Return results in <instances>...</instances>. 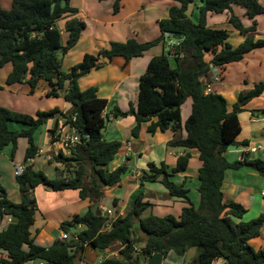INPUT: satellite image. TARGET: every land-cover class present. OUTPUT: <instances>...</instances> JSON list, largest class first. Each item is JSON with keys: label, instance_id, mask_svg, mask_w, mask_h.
Instances as JSON below:
<instances>
[{"label": "trees", "instance_id": "16d2710c", "mask_svg": "<svg viewBox=\"0 0 264 264\" xmlns=\"http://www.w3.org/2000/svg\"><path fill=\"white\" fill-rule=\"evenodd\" d=\"M103 1V0H100ZM118 1L114 11L119 10ZM180 7L169 11V19L159 22L162 34L180 35L181 40L175 50V66L170 54H162L151 59L146 73L139 83L138 112L128 113L115 107L111 114L115 118L134 115L137 126L132 131L138 137L143 122L156 118L148 132H165L168 129H182V106L192 100V113L185 123L187 137L172 144L173 147L198 150L202 163L199 169L201 202L199 208L190 204L187 191L170 180L168 166L149 164L148 171L140 177V184L159 182L172 197L183 198L189 206L182 209L179 218L174 216H144L151 206L144 202L140 192L128 213L115 220L112 229L101 232L106 218L97 216L105 187L117 186L126 175L128 168L119 167L114 171L106 169L118 154L121 143L106 142L103 131L106 119L103 113L108 102L97 95L96 88L80 90L78 80L100 68L101 60L112 61L122 57L126 62L142 57L146 51L160 43L163 38L152 43H139L130 39L126 43H112L109 50L97 56L85 55L83 61L72 67L69 73L61 70L62 59L79 41L85 23L72 19L66 24L69 39L64 46L62 33L57 23L67 14L76 13L70 7V0H13L9 11L0 6V69L12 64L6 85L27 82L34 93L39 82L51 86L48 97L63 98L73 107L72 114L65 116L66 124L75 129L81 144L70 157L62 154L57 158L67 167L74 166L69 175L49 179L43 172L36 171L29 164L37 153L34 134L57 110L39 112L36 117L16 113L0 107V152L12 145L13 152L20 137H27L29 147L25 155L24 173L17 177L22 197L21 203H13L0 183V221L10 217L13 222L0 230V251L5 252L0 264H26L46 261L50 264H77L86 248L107 250L119 243L124 248L119 260H107L104 264H147L154 254H162L164 259L174 252L185 256L197 249L198 256L191 264H264V247H253L251 241L262 237L264 215L255 220L244 221L247 210L240 204L224 201L222 185L227 170H238L249 164L264 175V160L236 161L230 163L224 153L236 146L241 131L238 114L241 107L264 93V84L255 85L244 95H240L232 112H228L227 102L222 95L203 89V80L210 74L211 65L223 67L238 62L243 57L264 46V40L247 37L237 47H232L229 34L225 30L207 27V16L231 12L230 22L241 33L254 31V26L246 29L241 20L232 12L233 6L242 7L246 16L255 19L264 14L260 0H203L196 23L187 16L188 7L195 0H174ZM222 47L220 52L217 49ZM214 53L208 63L205 55ZM182 56V57H181ZM2 90V88H0ZM19 123L26 128L21 132L12 131L9 123ZM89 136L86 140L85 137ZM247 144V143H246ZM191 155L186 153L177 159L173 173L187 170ZM38 186L50 191L79 190L82 200H89L90 206L84 215H76L71 222L61 224L64 233H71L69 241H56L51 247L35 244L31 229L35 224L36 200L33 196ZM29 202L28 204L26 202ZM78 225L84 227L77 229ZM73 229H76L73 232ZM145 236L141 255L137 254V233Z\"/></svg>", "mask_w": 264, "mask_h": 264}, {"label": "crops", "instance_id": "0c3cea01", "mask_svg": "<svg viewBox=\"0 0 264 264\" xmlns=\"http://www.w3.org/2000/svg\"><path fill=\"white\" fill-rule=\"evenodd\" d=\"M12 2L13 0H0V6L3 10H10ZM116 2L117 0H70V7L75 9L76 13L67 14L57 23L62 33V44L65 46L69 39V33L66 31L68 21L79 19L86 26L82 30L78 43L64 55L61 70L69 73L72 67L83 61L85 55L97 56L99 52L109 50L112 43H126L130 39H135L137 42L145 44L163 38L160 43L146 51L142 57L133 58L129 62H126L122 57H115L112 61L101 60V67L82 76L78 80V86L82 91L96 88L98 97L108 102L103 113L106 119L103 139L106 142L121 143V148L114 161L106 169L112 172L119 167L128 168L119 185L105 187L101 190L103 194L101 204L105 208L114 210L117 216L122 218L128 213L141 192L144 202L151 205L144 216L152 214L163 218L171 215L179 218L182 209L189 206L188 201L172 197L159 182H145L141 185L140 177L144 171H148L150 163L157 166L164 163L169 168L170 180L176 186L183 187L187 191L190 204L199 208L201 202L199 169L202 166L199 151L172 146L174 142L187 137L185 123L192 113V100L188 99L182 106V129L149 133L148 127L157 121L156 118H152L151 121L141 124L137 138L132 136V131L137 126L136 117L129 115L115 118L111 111L117 107L124 113L130 112L132 109L135 113L138 112L139 83L141 77L146 73L151 59L169 53L172 66H175V50L179 45V40H174L172 34L163 35L159 22L169 19L170 9L174 6L180 7V4L174 0H119V10L115 12ZM260 4L264 7V0H260ZM202 6L203 0H195L188 7L186 14L194 23L198 20L199 9ZM232 12L241 20L244 28L249 30L254 26L255 30L248 33L238 31L230 22V11L221 14L210 13L207 16V27L228 32V42L234 48L243 43L247 37L264 40V14L250 19L240 6H233ZM221 50L222 47H219L217 52ZM214 55L212 52L207 53L205 55L206 62L209 63ZM12 70L13 67L10 63L0 69V88H2L0 90V107L32 117H36L39 112L49 113L57 110L35 132L34 143L38 148V153L29 164L34 170L43 172L49 179L66 178L74 166H71L68 171V167L59 162L57 158L61 154L64 157H70L73 151L69 153L62 149L59 140L53 139V137L71 132L64 115L70 116L73 107L65 102L63 95L57 98L48 97L47 94L51 90V86L45 81L39 82L34 93H30L31 88L27 82L7 86L6 80ZM216 77H220V81H216ZM261 83L264 84V46L247 53L238 62L229 63L223 67L211 65L210 74L203 80L206 93L214 92L225 98L228 112L234 110L240 95L246 94L255 85ZM238 118L241 131L236 139V146L230 147L224 153V157L230 163L239 161L244 147L252 143H260L264 139V93L242 106ZM14 125H18L19 128ZM9 128L12 131L21 132L26 127L11 122ZM28 147V140L18 139L14 152L12 145L0 152V183L7 192L8 199L17 204L22 202V197L15 169L25 166V153ZM186 153L191 155L187 170L182 173H173L178 157ZM256 159L264 160V154L250 156L246 161L253 162ZM52 168L57 173H64V176L55 177ZM222 192L226 203H238L247 210L244 220L251 221L264 215V198L261 196V193L264 192V175L249 164L238 170L226 171ZM33 196L36 200V216L31 232L35 244L46 248L59 241L60 235L64 233L60 229L62 223L72 221L76 215H84L90 206L89 200L80 201L79 190L53 192L44 186H38L34 190ZM77 229L81 231L84 227H77ZM75 231L76 229H73V232ZM72 238L73 235L70 240ZM255 240H259L257 244L259 247H264V228L262 237ZM115 246L117 249H114ZM123 248L119 243L111 245L107 250L102 251L103 257L96 260L97 264H104L107 260L112 259L119 260L120 251ZM87 254L90 258L96 259L97 257L96 250H90L87 247L77 264H88L89 262L85 258ZM3 255L6 253L0 251V260ZM162 264H165V260Z\"/></svg>", "mask_w": 264, "mask_h": 264}, {"label": "built area", "instance_id": "2783aa9c", "mask_svg": "<svg viewBox=\"0 0 264 264\" xmlns=\"http://www.w3.org/2000/svg\"><path fill=\"white\" fill-rule=\"evenodd\" d=\"M216 81H220V77L215 78ZM208 91V89H207ZM71 132L70 133H63L61 135H54L53 139L59 140V143L62 147V149H65L69 153L72 151L76 150L77 147L81 144V139L80 136L77 134L75 129L70 127ZM86 140L89 139V136L85 137ZM259 153L264 154V139L260 143H252L247 145L246 147L243 148V151L241 152L239 162L244 163L246 159L250 156H257ZM25 166H19L16 167L15 169V176L19 177L24 173ZM261 196L264 198V192L261 193ZM99 211L104 215L106 218V221L104 223V226L102 228L101 232H106L111 229L113 223L115 220L120 218L117 216V214L114 212L112 209L105 208L101 203L99 205ZM13 222V220L10 217L4 218L2 221H0V230L5 229L8 225H10ZM82 225L78 226L79 228ZM72 236L71 233H62L59 237V241L64 242V241H69L70 237ZM28 264H50L46 261H36V262H29ZM85 264V263H81Z\"/></svg>", "mask_w": 264, "mask_h": 264}, {"label": "rangeland", "instance_id": "374dc122", "mask_svg": "<svg viewBox=\"0 0 264 264\" xmlns=\"http://www.w3.org/2000/svg\"><path fill=\"white\" fill-rule=\"evenodd\" d=\"M240 9V8H239ZM11 10V9H10ZM6 11H9V10H6ZM64 59V58H63ZM68 61V60H67ZM66 62V61H65ZM31 93V92H30ZM38 114V113H37ZM37 114H36V116H37ZM14 126H16V127H18L19 128V126L18 125H14ZM25 126V125H24ZM26 127V126H25ZM23 129V128H22ZM19 140H21V141H24V140H28V138L27 137H20L19 138ZM16 149V148H15ZM26 154V153H25ZM53 169V170H52ZM51 170H52V172H54V174H55V177H60V176H64V173H57V171H55V169L54 168H52ZM71 168H70V166H68V168H67V170L69 171ZM82 199L80 198V201H81ZM83 201H85V200H83ZM79 202V201H78ZM244 221H246V220H244ZM69 222H71V221H69ZM61 229V228H60ZM34 232H35V229H34ZM137 237H136V239H138V240H140L141 242L139 243V244H137L136 245V249H137V254L138 255H141V249L143 248V246H144V240H145V236L142 234V233H140V232H138L137 233ZM258 241L259 240H253V244H252V246L253 247H256V248H258L259 247V245H257L258 244ZM255 242V243H254ZM89 248H90V250L91 249H93V248H91L90 246H88ZM114 249H117V247L115 246L114 247ZM119 249V248H118ZM96 255H97V257H96V259H94V257H88V254L85 256V258L87 259V261L89 262L88 264H97V262L98 261H96V260H98L100 257H103V253H102V251H99V250H96ZM198 256V250L197 249H192V250H190L185 256H178V255H176L174 252H171L165 259H163V261L165 260V264H191V262L196 258ZM89 258H90V260H89ZM93 260H95V261H93ZM27 264V263H26Z\"/></svg>", "mask_w": 264, "mask_h": 264}, {"label": "water", "instance_id": "95a60500", "mask_svg": "<svg viewBox=\"0 0 264 264\" xmlns=\"http://www.w3.org/2000/svg\"><path fill=\"white\" fill-rule=\"evenodd\" d=\"M172 38L174 40H181L182 37L180 35H172ZM201 81H203V78H201ZM203 89L206 90L205 86H203ZM51 118H53V116H51ZM27 204L29 203L28 201L26 202ZM97 216H102V213L100 211L96 212ZM163 255L156 253L154 254L152 257L149 258L148 263L147 264H162L163 262Z\"/></svg>", "mask_w": 264, "mask_h": 264}]
</instances>
